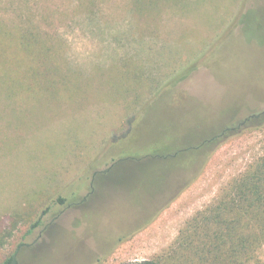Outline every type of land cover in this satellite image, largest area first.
<instances>
[{
  "label": "rangeland",
  "instance_id": "374dc122",
  "mask_svg": "<svg viewBox=\"0 0 264 264\" xmlns=\"http://www.w3.org/2000/svg\"><path fill=\"white\" fill-rule=\"evenodd\" d=\"M154 1L0 0V261L40 220L27 264H198L180 231L264 154L237 129L264 111V0ZM221 124L191 171L146 158Z\"/></svg>",
  "mask_w": 264,
  "mask_h": 264
},
{
  "label": "trees",
  "instance_id": "16d2710c",
  "mask_svg": "<svg viewBox=\"0 0 264 264\" xmlns=\"http://www.w3.org/2000/svg\"><path fill=\"white\" fill-rule=\"evenodd\" d=\"M156 2L157 0L154 1V3ZM2 27L0 22V30ZM17 79L19 78H15V80ZM171 90L174 91V88L167 89V91ZM261 125H264V111L252 112L240 122L237 129L260 127ZM220 127L222 128L219 132L217 128ZM220 127L216 126L211 137L203 139L198 146L188 147L185 151L170 148L162 155L156 150L146 158L168 164L178 163L185 159L188 162L185 171H191L193 163L188 159L189 154L193 156L198 149L209 147V144H212L210 146L212 149L224 138L237 131H231L232 128L228 124H221ZM202 162L204 160L198 162V165L201 166ZM108 174L104 173L105 176ZM57 200L60 204L67 201L63 196H59ZM39 223L40 220L36 221L32 225V229H35ZM32 229L28 230L27 234L31 233ZM27 234L23 235L15 249L1 260L0 264H27L28 260L21 254H30L39 249L36 242L26 241ZM262 242H264V154L250 163L240 175L232 179L212 204L189 220L180 231L177 240L178 248L181 249L182 254L184 255L186 252L191 260L198 264H209L208 261L211 258L216 264H248L250 259L255 258L257 249ZM53 245L57 246L56 243ZM51 253L52 250L49 254ZM136 264L164 263L162 258H154L144 259Z\"/></svg>",
  "mask_w": 264,
  "mask_h": 264
}]
</instances>
